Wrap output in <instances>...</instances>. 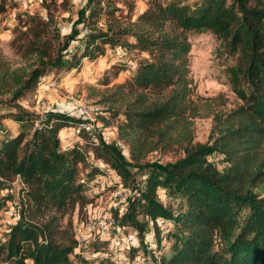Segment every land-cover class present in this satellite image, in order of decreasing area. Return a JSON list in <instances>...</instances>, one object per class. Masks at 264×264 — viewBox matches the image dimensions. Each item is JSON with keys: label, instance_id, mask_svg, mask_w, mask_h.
Returning <instances> with one entry per match:
<instances>
[{"label": "trees", "instance_id": "obj_1", "mask_svg": "<svg viewBox=\"0 0 264 264\" xmlns=\"http://www.w3.org/2000/svg\"><path fill=\"white\" fill-rule=\"evenodd\" d=\"M252 1H153L134 20L106 2L88 13L105 14V29L84 28L83 52L72 53L70 59L64 54L79 33L76 27L60 39L47 19L27 16L20 31L25 43L19 54L31 62L11 71H4L0 64V93L12 94L0 100L9 110L0 113V119L9 118L19 127L0 140V190L15 179L20 182L19 217L0 245V264H68L78 245L72 221L62 225L61 217L67 211L79 219L86 215L90 200L79 171V165H86V152L77 144L67 150L60 145L58 133L69 126L70 118L60 113L39 118L17 100L33 90L45 72L78 67L82 58L103 55L105 46L121 48L124 55L129 49L146 52L148 57L129 59L134 62L133 75L101 99L110 108L101 120H117V138L128 146L131 161L116 143L101 136L93 155L126 181L131 180L127 166L141 167L139 162L149 153L178 155L165 164L143 165L148 171L141 195L143 211L153 218L165 213L155 199L161 186L185 199V210L177 221L182 235L170 256L160 258L158 264H264V197L251 189L264 179V4ZM84 21L79 17L75 24L85 26ZM201 29L237 51L227 71L240 103L214 112L210 143L193 142L191 132L197 108L187 32ZM214 151L229 162L225 171L208 160ZM136 213L132 203L121 222L144 230ZM215 228L235 229L221 250L213 247ZM161 236L156 228L157 242Z\"/></svg>", "mask_w": 264, "mask_h": 264}, {"label": "rangeland", "instance_id": "obj_2", "mask_svg": "<svg viewBox=\"0 0 264 264\" xmlns=\"http://www.w3.org/2000/svg\"><path fill=\"white\" fill-rule=\"evenodd\" d=\"M153 1L161 0H0L4 6L0 12V64L4 71H11L26 67L31 62L19 54L21 45L25 43L24 35L20 34L25 29L22 23L29 15L47 19L60 39L76 27L79 33L64 54L66 59H70L72 53L78 56L83 52L84 28L94 26L105 29V14L101 12L88 16L94 6L110 2L124 16L134 20ZM178 1L192 4L197 0ZM255 2L264 4V0H253L251 3ZM79 17L85 18V26L75 24ZM187 37L191 45L189 69L195 85L193 99L197 108L191 123L193 142L210 143L214 112L232 109L240 103L231 90L227 71L235 62L237 51L207 29L190 30ZM124 38L131 43L134 41L130 36ZM139 57L146 58L148 55L134 49H129L128 54L124 55L121 48L105 46L103 55L94 59L82 58L78 67H60L45 72L35 88L17 100L24 109L39 118L47 113H60L70 118L69 126L58 133L60 145L67 150L77 144L87 155L86 165H79L80 178L85 181L84 194L90 200L86 215L79 219L74 212L67 211L61 217L62 225L66 224L67 219L72 221L73 234L78 240L77 247L68 256V264H158L160 258L170 256L172 247L178 244L182 235L177 221L185 210L183 197L168 187H158L155 199L165 213L155 218L143 211L141 205L148 174L143 165L150 162L165 164L175 160L178 155L156 151L149 153L139 162L141 167L133 164L127 166L131 173V180L128 181L93 155V148L101 136L106 142L116 143L127 161H131L128 146L117 138V120L107 123L101 120V116L107 117L110 113V108L101 99L112 92L115 85L133 75L134 62L129 59ZM11 95V92L0 93V100L8 99ZM7 107L0 105V113H7ZM79 107H86L93 119L90 133L76 128V121L80 117ZM38 123L39 120L35 125ZM18 128L13 120L0 119V140ZM207 158L220 171H225L229 166L220 152L214 151ZM19 187L20 182L15 179L0 190V203L4 202L0 207V245L5 243L19 217ZM251 189L258 197H264V179L254 182ZM119 190L125 193L124 198L116 195ZM132 203L137 208L135 218L144 230H140L138 224L121 222L123 213ZM156 228L162 235L160 242L155 238ZM234 234L235 229L222 231L215 228L213 247L223 249Z\"/></svg>", "mask_w": 264, "mask_h": 264}, {"label": "built area", "instance_id": "obj_3", "mask_svg": "<svg viewBox=\"0 0 264 264\" xmlns=\"http://www.w3.org/2000/svg\"><path fill=\"white\" fill-rule=\"evenodd\" d=\"M86 29H84V33H86ZM79 119L76 121V128L77 130H84L86 132H91L93 125L91 123L92 117L86 107H79ZM101 178V177H98ZM116 195L119 196V198H124L125 193L122 190H119Z\"/></svg>", "mask_w": 264, "mask_h": 264}]
</instances>
